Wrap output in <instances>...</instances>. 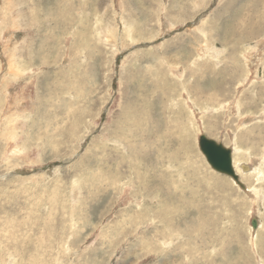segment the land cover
Here are the masks:
<instances>
[{"label":"rangeland","instance_id":"rangeland-1","mask_svg":"<svg viewBox=\"0 0 264 264\" xmlns=\"http://www.w3.org/2000/svg\"><path fill=\"white\" fill-rule=\"evenodd\" d=\"M262 60L264 0H0V264H264Z\"/></svg>","mask_w":264,"mask_h":264},{"label":"water","instance_id":"water-1","mask_svg":"<svg viewBox=\"0 0 264 264\" xmlns=\"http://www.w3.org/2000/svg\"><path fill=\"white\" fill-rule=\"evenodd\" d=\"M197 143L200 153L212 170L238 182V176L235 174L232 166V154L230 149L205 136L198 137ZM251 226L254 229L256 228L255 220L252 222Z\"/></svg>","mask_w":264,"mask_h":264},{"label":"bare ground","instance_id":"bare-ground-1","mask_svg":"<svg viewBox=\"0 0 264 264\" xmlns=\"http://www.w3.org/2000/svg\"><path fill=\"white\" fill-rule=\"evenodd\" d=\"M260 1V0H259ZM263 1V0H262ZM255 29H257V30H254L253 28H252V30L254 31V34H255V32L256 31H258V28H255ZM249 32H251V31H249ZM247 34H249L248 32H247ZM252 34V33H251ZM249 36V35H248ZM251 36V35H250ZM258 36V35H257ZM202 50V49H201ZM232 51V50H231ZM204 52V51H203ZM215 54V53H214ZM217 54V53H216ZM219 54V53H218ZM231 54V53H230ZM229 54V55H230ZM227 56H228V54H227ZM222 61V60H221ZM263 62H264V60H262ZM219 62V61H218ZM262 62V63H263ZM195 63V62H194ZM245 63V62H244ZM258 63V62H257ZM215 64V63H214ZM228 64V63H227ZM250 64V63H249ZM231 66V65H230ZM247 66H249V65H247ZM247 66H245V67H247ZM214 67V66H213ZM255 67H258V66H255ZM197 68V67H196ZM226 68H228V67H226ZM230 68V67H229ZM235 68V67H234ZM249 69V68H248ZM247 69V70H248ZM17 70L18 71H20V69L19 68H17ZM198 70H199V67H198ZM237 70V69H236ZM252 70H255V69H252ZM22 71V70H21ZM197 71V70H196ZM195 71V72H196ZM227 71H228V69H227ZM231 71V70H230ZM232 71H233V68H232ZM198 72V71H197ZM235 72V71H234ZM224 73V72H223ZM228 73V72H227ZM248 73V72H247ZM217 74V73H216ZM254 74H256V73H254ZM225 75H226V72H225ZM228 75V74H227ZM229 75H231V74H229ZM243 75V74H242ZM248 75V74H247ZM246 75V76H247ZM207 76V75H206ZM256 76H257V74H256ZM256 76H254V77H256ZM194 77V76H193ZM196 77V76H195ZM198 77V76H197ZM203 77V76H202ZM253 77V76H252ZM253 77V78H254ZM210 78V77H209ZM215 78V77H214ZM222 78V77H221ZM205 79V78H204ZM203 79V80H204ZM222 80V79H221ZM247 80H248V78H247ZM194 81V80H193ZM207 81V80H206ZM212 81V80H211ZM208 82H209V80H208ZM214 82V81H213ZM246 82V81H245ZM250 82V81H249ZM253 82V81H252ZM262 82V81H261ZM263 82H264V80H263ZM238 83V82H237ZM202 84V83H201ZM207 85H209V84H207ZM212 85V84H211ZM210 85V86H211ZM199 87H201V85H198ZM197 86V87H198ZM209 86V87H210ZM264 86V85H263ZM213 87V86H212ZM212 87H210V88H212ZM195 88V87H194ZM204 88H205V86H204ZM208 89V88H207ZM189 92V91H188ZM186 95V94H185ZM188 99V98H187ZM188 104V103H187ZM238 104V103H237ZM191 105V104H190ZM56 106V105H55ZM193 106H194V104H193ZM224 107V106H223ZM48 108H49V106H48ZM196 109V108H195ZM223 109V108H222ZM237 109V108H236ZM197 110V109H196ZM210 111V110H209ZM202 111H200V113H201ZM208 112V111H207ZM245 112V111H244ZM248 112V111H247ZM204 113V112H203ZM252 113V112H251ZM52 114V113H51ZM247 115V114H246ZM240 116V115H239ZM46 122H48V121H46ZM243 125V124H242ZM242 127V126H241ZM259 128V127H258ZM261 131H262V129H260ZM259 130V131H260ZM245 133V132H244ZM247 133V132H246ZM255 133V132H254ZM263 133V132H262ZM252 134H250V136H251ZM264 135V134H263ZM253 136V135H252ZM257 136V135H256ZM262 137H264V136H262ZM258 138V137H257ZM264 139V138H263ZM229 141V140H228ZM230 142V141H229ZM231 142H232V140H231ZM247 142V141H246ZM219 143V142H218ZM236 143V142H235ZM231 144V143H230ZM237 144V143H236ZM223 145V144H222ZM234 145V144H233ZM17 146V145H16ZM224 146V145H223ZM225 147V146H224ZM234 147V146H233ZM232 147V148H233ZM237 147V146H236ZM227 148V147H226ZM228 149H230L231 150V154H232V166H233V169H234V172H235V174L238 176V182H235L232 178H230V177H228V178H230V180L242 191V192H244L246 195H249L250 196V193H253V194H251L252 195V197H254V195H256V193H257V191L259 190H256V189H253V191H250V190H248L247 189V187L245 186L246 185V183H245V185L241 182V180H240V176H239V174H238V172H241L242 174V176H243V178H245V177H250V176H253V175H257L258 173H261L260 171H256V169L254 168V169H252L251 167H250V165H248L249 164V162H248V164H244V163H237V161H239V160H233V150L231 149V148H228ZM25 150V149H24ZM237 150V151H236ZM235 150V153L237 152H240V149L238 150V149H236ZM262 153V152H261ZM260 153V154H261ZM239 154V153H238ZM258 156V155H257ZM240 157V156H239ZM238 157V158H239ZM237 158V157H236ZM242 159H243V157H242ZM249 159V158H248ZM241 160V159H240ZM251 160V159H250ZM255 166V165H254ZM263 168V167H262ZM259 169H260V167H259ZM240 170V171H239ZM251 172V173H250ZM247 173H249V174H247ZM261 175V174H260ZM263 177V176H262ZM257 178V177H256ZM259 178V177H258ZM257 178V179H258ZM263 179V178H262ZM246 180H250V179H246ZM250 181H252V180H250ZM250 181H249V183H250ZM245 182V181H244ZM259 182H261V181H259ZM255 184V183H254ZM250 185V184H249ZM253 187V186H252ZM250 189V188H249ZM260 191V190H259ZM262 192V191H261ZM260 193V192H259ZM258 194V193H257ZM263 194V193H262ZM260 196V195H259ZM254 198H257V197H254ZM254 201H255V204H257L256 203V201L257 200H255V199H253ZM260 202H262V201H260ZM253 203V202H252ZM50 204V203H49ZM184 205V204H183ZM257 208V207H256ZM258 212V211H257ZM187 213H190L189 211H186V213L185 214H187ZM191 214V213H190ZM178 215V214H177ZM189 215V214H188ZM170 221V220H169ZM256 221V220H255ZM183 226L182 227H180L179 228V231L181 230L184 234H185V232H188L190 229H194V228H196V225H194L193 223H190L191 225H189L187 222H186V220H184L183 221ZM172 225L170 224V227H171ZM260 226V225H259ZM187 228V229H186ZM256 228H258V223L256 222ZM256 228L254 229V228H252L253 229V231H255L256 230ZM172 229H174L173 227H172ZM197 230H198V228H197ZM203 230V229H202ZM173 231V230H172ZM191 232V231H190ZM192 232H194L193 230H192ZM203 233V232H202ZM189 234H191V233H189ZM186 235H187V233H186ZM188 236V235H187ZM164 238V237H163ZM36 246V245H35ZM39 247V246H38Z\"/></svg>","mask_w":264,"mask_h":264}]
</instances>
